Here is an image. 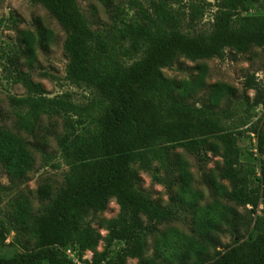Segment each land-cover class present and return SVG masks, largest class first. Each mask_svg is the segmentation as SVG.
<instances>
[{"label": "trees", "instance_id": "obj_1", "mask_svg": "<svg viewBox=\"0 0 264 264\" xmlns=\"http://www.w3.org/2000/svg\"><path fill=\"white\" fill-rule=\"evenodd\" d=\"M30 1L47 9L64 30L66 78L90 89L92 97L85 104L50 97L40 82L19 68L22 55L33 57L34 39L28 32H24L26 50H13L7 56L8 77L26 94L9 98L16 108L17 131L0 126V167L17 184L34 168V151L45 164L50 162L46 149L54 121L43 125L41 119L47 116L62 121L63 133L54 137L68 170L62 186L52 189L46 183L37 190L40 198L48 200L46 215L35 214L26 196L16 199L12 229L32 239L33 246L13 261L0 258V264H75L66 255L67 248L79 257L91 251V264H126L128 258L136 259V264H264V115L258 127H246L256 135V162H242L233 154V133L223 123L231 117L235 89L216 82L210 86L208 104H197L191 97L204 85V64L197 65L191 79L175 80L163 72L179 56L190 61L225 56L234 60L252 46L264 53V0H217L212 30L195 36L180 30L181 13L173 7L177 0H148V8L134 0L137 19L115 6L110 24L102 31L91 29L76 0ZM248 4L259 5L261 12L242 14ZM196 10L192 4L190 21ZM38 40L42 41L41 35ZM243 86L254 91L251 106L264 107V87L253 74L246 75ZM222 100L226 107L218 109ZM88 121L101 123L102 130L77 142V131ZM176 148L200 162L208 151L221 157L216 168L229 190L214 174L209 181L226 202L199 205L202 194L191 186L187 162L172 158ZM154 162L164 170V177L154 175V179L170 192L165 205L139 188L140 171L151 170ZM175 167L178 173L173 176ZM173 186L176 190L171 192ZM111 198L118 213L97 218L106 231L102 235L84 217L90 210L104 212ZM260 204L261 214L253 216ZM247 205L251 207L246 209ZM236 207L245 208V213ZM182 209L193 215L191 234L157 228L176 219ZM240 228L247 231L245 238ZM224 232L232 241L219 249ZM149 236H154L152 255H147ZM4 241L0 229V245ZM99 241L104 244L100 251ZM115 242L120 245L113 249Z\"/></svg>", "mask_w": 264, "mask_h": 264}, {"label": "rangeland", "instance_id": "obj_2", "mask_svg": "<svg viewBox=\"0 0 264 264\" xmlns=\"http://www.w3.org/2000/svg\"><path fill=\"white\" fill-rule=\"evenodd\" d=\"M77 4L94 31H102L110 24V13L115 6L124 9L128 17L137 19L139 14L133 4L134 0H76ZM144 8H148V0H136ZM217 0H177L173 7H177L181 13L180 30L188 35L195 36L206 34L212 30V14L216 10L215 3ZM196 6L195 17L190 21V6ZM261 8L257 4H248L247 9L241 11L242 14H258ZM0 126L17 131L14 127L16 108L12 107L9 98L12 96L19 97L26 94V90L19 84L14 83L8 77L9 62L7 56L13 50H26L24 32L30 33L33 37V57L26 53L19 60V68L28 72L35 82H40L45 88L48 96H62L69 98L74 103L85 104L92 97L90 89L84 86H77L66 78V66L68 59L63 52V43L66 37L64 30L57 20L39 3H33L30 0H0ZM41 30V34L39 31ZM42 36V41L38 40ZM127 45L128 41H122ZM140 56V55H137ZM122 62L128 64L129 60L122 59ZM206 66L205 82L202 87L196 90L191 100L197 104H208V95L210 86L216 82H223L235 89L232 98L231 117L224 119V125L233 133L232 144L234 147L233 154H236L242 162L254 164L256 152V135L248 130L249 125L261 124L260 119L264 115V107L251 106L253 90H244L243 82L246 75L253 74L256 81L264 87V53L256 46H252L246 52L238 54L237 58L232 60L228 56L222 59L212 57L209 59L190 61L182 56L176 58L170 67L163 68L166 76L175 80L194 78L198 72L197 65ZM226 107V100H222L217 106L218 109ZM42 124L47 125L53 122V133L48 137L47 152L49 153L50 162L45 164L41 159L38 151H34L35 165L27 174L26 179L21 183L12 184L7 174L0 167V229L4 231L5 241L0 245V258L5 261L15 260L24 249H31L33 240L27 236H19L12 229L11 214L15 208V201L24 195L29 199L32 211L38 215H46L48 200L40 198L38 188L46 183L50 184L52 189L63 185L64 175L68 168L64 164L58 146L56 144L55 134L63 133L62 121L57 117L43 116ZM247 123V124H246ZM103 125L97 121H88L77 131V142H84L91 134L98 133L102 130ZM22 136L31 139L28 135L20 132ZM55 133V134H54ZM183 158L187 162L188 170L192 175L191 186L194 190L200 191L202 197L199 201L200 206H206L214 200L226 202L223 197L218 195L212 187L209 177L215 175L218 182L224 184L229 190L226 180L220 179L216 167L221 166V157L206 153V159L201 162L192 154L187 153L181 148L172 151V158ZM58 165L54 167L53 165ZM176 169V167H175ZM177 169L172 172L173 176L177 175ZM141 182L139 188L150 195V197L165 205L169 199V190L166 185L158 183L154 175L163 176L164 170L157 162L153 163V168L148 171H140ZM167 178H165L166 180ZM176 190L172 187L171 192ZM233 205L232 202H228ZM263 205L260 204L254 215H260ZM240 214L245 213V208L236 207ZM249 209V207H246ZM118 205L114 198L108 202L107 209L101 213H93L91 210L85 215V222L97 228L102 235L105 230L97 224V218L104 219L116 217ZM193 224V215L185 210H179L177 218L157 228L164 231L168 228H175L185 234H191ZM252 225L249 228L251 231ZM243 238L247 236V231L239 229ZM235 239V237L233 238ZM220 247L231 243L229 233L224 232L220 235ZM103 241H99L97 250L103 247ZM120 245L115 242L113 249ZM154 252V236L148 237L147 255ZM92 252L85 251L80 257L81 264H91ZM126 264H136V259L128 258Z\"/></svg>", "mask_w": 264, "mask_h": 264}, {"label": "built area", "instance_id": "obj_3", "mask_svg": "<svg viewBox=\"0 0 264 264\" xmlns=\"http://www.w3.org/2000/svg\"><path fill=\"white\" fill-rule=\"evenodd\" d=\"M247 207L250 208L251 206L247 205ZM65 253L75 264H81L80 257L78 256V254L74 249L67 248Z\"/></svg>", "mask_w": 264, "mask_h": 264}]
</instances>
